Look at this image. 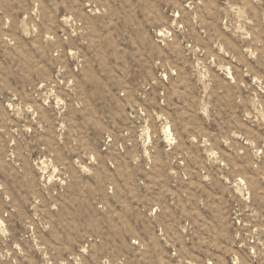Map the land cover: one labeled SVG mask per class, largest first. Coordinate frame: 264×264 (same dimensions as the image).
Here are the masks:
<instances>
[{
	"label": "rangeland",
	"instance_id": "374dc122",
	"mask_svg": "<svg viewBox=\"0 0 264 264\" xmlns=\"http://www.w3.org/2000/svg\"><path fill=\"white\" fill-rule=\"evenodd\" d=\"M0 264H264V0H0Z\"/></svg>",
	"mask_w": 264,
	"mask_h": 264
},
{
	"label": "bare ground",
	"instance_id": "6f19581e",
	"mask_svg": "<svg viewBox=\"0 0 264 264\" xmlns=\"http://www.w3.org/2000/svg\"><path fill=\"white\" fill-rule=\"evenodd\" d=\"M167 130H169V131H170V126H167Z\"/></svg>",
	"mask_w": 264,
	"mask_h": 264
}]
</instances>
